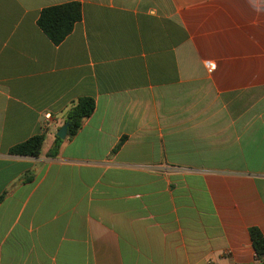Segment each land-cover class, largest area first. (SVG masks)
Returning a JSON list of instances; mask_svg holds the SVG:
<instances>
[{"label": "crops", "instance_id": "1", "mask_svg": "<svg viewBox=\"0 0 264 264\" xmlns=\"http://www.w3.org/2000/svg\"><path fill=\"white\" fill-rule=\"evenodd\" d=\"M67 3L81 19L55 45L37 20ZM251 227L264 0H0V264H254Z\"/></svg>", "mask_w": 264, "mask_h": 264}, {"label": "trees", "instance_id": "2", "mask_svg": "<svg viewBox=\"0 0 264 264\" xmlns=\"http://www.w3.org/2000/svg\"><path fill=\"white\" fill-rule=\"evenodd\" d=\"M81 11L78 3H67L63 5L43 9L38 17L37 25L50 41L58 45L72 31L73 26L80 21ZM94 110V102L90 98L79 99L66 114L67 137H73L81 126L84 119L88 118ZM44 138L42 135L34 136L27 141L20 143L9 150L12 155L36 157L40 154ZM62 140L56 138L47 156L54 157ZM120 141L114 152L120 147ZM252 247L255 253L254 264H264V237L260 230L251 227L248 230Z\"/></svg>", "mask_w": 264, "mask_h": 264}, {"label": "water", "instance_id": "3", "mask_svg": "<svg viewBox=\"0 0 264 264\" xmlns=\"http://www.w3.org/2000/svg\"><path fill=\"white\" fill-rule=\"evenodd\" d=\"M67 126L68 123H65L56 133V137L63 140L65 139L66 135H67Z\"/></svg>", "mask_w": 264, "mask_h": 264}, {"label": "built area", "instance_id": "4", "mask_svg": "<svg viewBox=\"0 0 264 264\" xmlns=\"http://www.w3.org/2000/svg\"><path fill=\"white\" fill-rule=\"evenodd\" d=\"M207 66H208V67H211V64H210V63H207ZM45 118H46V119H50V116H49V115H45Z\"/></svg>", "mask_w": 264, "mask_h": 264}]
</instances>
